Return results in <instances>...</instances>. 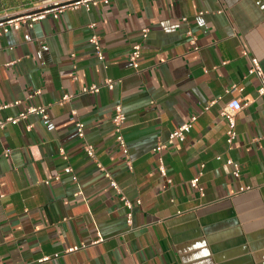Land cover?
I'll use <instances>...</instances> for the list:
<instances>
[{"label":"crops","instance_id":"1","mask_svg":"<svg viewBox=\"0 0 264 264\" xmlns=\"http://www.w3.org/2000/svg\"><path fill=\"white\" fill-rule=\"evenodd\" d=\"M89 22L103 62L88 42ZM136 42L134 69L128 53ZM252 56L264 72V0L98 1L0 35V104L21 100L0 118L28 105L47 113L0 129V264H264V101L247 74ZM105 78L117 80L112 89L80 93ZM65 93L74 96L58 104ZM233 98L243 106L229 145L219 111ZM117 103L131 169L112 131ZM193 116L184 139L163 149L162 177L153 147ZM77 120L132 202L130 225L119 194L85 153ZM201 164L202 195L189 184Z\"/></svg>","mask_w":264,"mask_h":264},{"label":"built area","instance_id":"2","mask_svg":"<svg viewBox=\"0 0 264 264\" xmlns=\"http://www.w3.org/2000/svg\"><path fill=\"white\" fill-rule=\"evenodd\" d=\"M98 1L101 2H107L108 0H39L35 7L29 8L25 11L19 12V13H12V14H2L0 15V35L10 31L18 29L22 24L26 23L29 26H32V24L42 19L46 16L48 13H52L53 16H57L59 12L64 10L65 8H77L78 6H83L86 9H89L91 5L96 4ZM185 18H183L184 20ZM90 32L88 35V42L92 46V49L94 51V54L96 58L103 62L104 61V55L101 51V43L99 41V35L94 30L95 23L89 22L87 24ZM140 35L142 39H146L148 35V29L143 28L140 31ZM185 36L187 39V42L197 48L196 46V36L193 34L191 29H187L185 32ZM141 42H136L131 45V48L128 53V61L130 65L137 69L139 66V59L141 56ZM245 53V52H244ZM250 60V66L247 69L248 75H254L259 83L257 86V95L264 101V72L260 66V63L258 59L254 56L249 58ZM117 83V80H114L112 78H105L101 84H90L88 86H83L80 89V93H95L99 91L101 86H105L109 89H112L114 85ZM232 88L235 87V85H231ZM231 87L226 89L228 91ZM38 92V91H36ZM74 95L65 93L63 94L59 100L57 101L58 104L62 105L66 102H68ZM21 102L20 99H15L11 103L8 104H0V110L9 106L10 104L17 105ZM214 102V100L208 101L206 105L203 107L204 110L208 109L209 106ZM242 104L235 98L230 99L227 101L224 106L221 107L219 114L220 116L227 122V129H226V142L230 145L232 141L234 140L236 136L235 132V114L242 108ZM36 113L39 114L41 117L45 118L47 117L46 113V107L42 105H28L24 110L19 111L16 115L7 116L4 118H0V129L5 126L6 123H16L20 120L26 119L28 114ZM125 113L122 110V107L120 104L114 105L113 114L111 116V126L112 131L114 132L115 139L117 141V144L121 150V153L124 158V162L128 169L132 168L131 159L128 154V147L125 142V139L122 134V126L125 121ZM195 119V116L191 117V119L187 122L182 123L179 125L176 129L171 131L166 141H157L155 146L153 147V151L157 154V170L159 174L164 177L166 176V168L163 161L162 151L164 148H166L167 145L173 143L174 140L182 141L185 137V134L189 131L191 127V122ZM83 122L82 121H75V127H76V135L83 140V148L85 153L89 158H91L95 165L103 172L104 177L108 180L109 185L116 190V192L120 196V200L122 201L123 205L128 209L126 213L127 223L130 225L131 223V208H132V202L120 191V188L118 187V184L111 176L110 172L106 170L96 159L94 155V147L90 142L85 141V133L83 130ZM26 130L29 131L31 129V124H26L25 126ZM262 141L264 143V137H262ZM10 152V149H4L3 155H8ZM60 153L62 154L63 158H66V155L64 151L61 149ZM226 163L231 166L232 175L234 177H239L240 174V168L239 165L234 162L232 159H226ZM202 164L200 165V169L197 171V173L189 180V184L191 187L195 188L200 195L203 194V186L200 184V177L202 176ZM68 171L71 173V179L73 181H76V176L73 174L72 168L69 167ZM55 179L58 178V176L54 177ZM45 182H48V179H45ZM250 186H241L239 188V191H244L246 189H249ZM137 203H139V199L136 200ZM102 238L100 235H98L96 241L101 240ZM95 241V242H96ZM80 246H84V244H81ZM80 246L74 245L71 247H68L65 249V252H71L76 249H78ZM57 254H55L56 256ZM49 257H42L41 261L47 260Z\"/></svg>","mask_w":264,"mask_h":264},{"label":"rangeland","instance_id":"3","mask_svg":"<svg viewBox=\"0 0 264 264\" xmlns=\"http://www.w3.org/2000/svg\"><path fill=\"white\" fill-rule=\"evenodd\" d=\"M39 0H1L0 15L19 13L35 7Z\"/></svg>","mask_w":264,"mask_h":264},{"label":"trees","instance_id":"4","mask_svg":"<svg viewBox=\"0 0 264 264\" xmlns=\"http://www.w3.org/2000/svg\"><path fill=\"white\" fill-rule=\"evenodd\" d=\"M0 5H1V0H0Z\"/></svg>","mask_w":264,"mask_h":264}]
</instances>
